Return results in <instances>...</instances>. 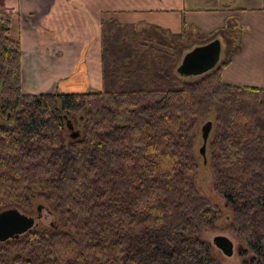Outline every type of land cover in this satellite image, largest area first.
<instances>
[{
	"label": "trees",
	"instance_id": "trees-1",
	"mask_svg": "<svg viewBox=\"0 0 264 264\" xmlns=\"http://www.w3.org/2000/svg\"><path fill=\"white\" fill-rule=\"evenodd\" d=\"M11 16L0 14V211L27 213L29 189L40 188L55 223L0 243V264H218L200 234L219 211L193 183L195 126L205 117L212 190L250 252L241 264H264V88L221 82L236 46L209 72L184 78L172 65L191 40L185 28L108 19L100 90L24 95Z\"/></svg>",
	"mask_w": 264,
	"mask_h": 264
},
{
	"label": "crops",
	"instance_id": "crops-1",
	"mask_svg": "<svg viewBox=\"0 0 264 264\" xmlns=\"http://www.w3.org/2000/svg\"><path fill=\"white\" fill-rule=\"evenodd\" d=\"M8 1L0 0V14L11 13L17 20L12 34L19 41V86L24 95L100 90V24L108 19L169 34L185 28L192 45L217 38L219 59L227 41L220 61L227 58L229 44L237 48L220 70L221 81L264 88V0ZM229 27L239 31L234 35H240L238 44L234 36L227 38ZM255 49L251 58L248 52Z\"/></svg>",
	"mask_w": 264,
	"mask_h": 264
},
{
	"label": "rangeland",
	"instance_id": "rangeland-1",
	"mask_svg": "<svg viewBox=\"0 0 264 264\" xmlns=\"http://www.w3.org/2000/svg\"><path fill=\"white\" fill-rule=\"evenodd\" d=\"M9 23H11L10 27H9V30H10L9 36L11 38H14L12 31L15 29V23H17V20L15 18H11ZM163 32L168 33L167 31H163ZM239 36L240 35L234 36L233 40H234L235 44H238ZM229 38H233V37H229ZM221 39L223 40L224 38L221 37ZM192 44L193 43L191 40L187 43L186 42L185 43H179V47H181V48L179 49L178 53H180V54H179L178 59L176 58L175 63H173V65H172L173 68L176 67V65L179 63V60L182 57L181 55H183V52H185V51L187 52L188 50L191 49ZM224 44H228L227 41H224L222 43L223 48L221 51V58L219 59V62H220V60H222V58L226 54ZM255 48H256V46H255ZM248 55L251 58H255L256 49L249 51ZM173 68H171L172 72H173ZM193 79H195V78H191V80H193ZM220 80H221V78H220ZM222 83L226 84L224 82H222ZM226 85H229V84H226ZM230 86H232V85H230ZM242 87H244V86H242ZM245 87H247V86H245ZM251 88H256V87H251ZM208 118L209 117L203 118L201 120V122L199 121L198 124L195 126L196 130H195V140H194V143H195L194 151L198 155V158H197V169H196V172L193 176V183H194V187H195L197 193L201 197L205 198L211 205L215 206L216 209L219 211V214L215 218V220L213 221L211 226H206L201 230L200 238H201V240L208 243V245L211 247L210 255L216 260V262L218 264H241L243 260L247 259L250 256V252H248L246 250V246H244V244L239 239H236L234 234L231 232L230 229L233 227L232 225L234 223L231 221V211L229 208H227L224 201L213 192V190H212L213 177H212L211 169L209 168V165L206 164V160H205V164L202 163L201 157L198 153V150H199L200 145H201L200 127L206 121H210V120H207ZM212 126H211V128H212ZM212 132H213V130L211 131V133H209L211 135H208V137L211 138ZM210 138H208V139H210ZM208 139H207V141H208ZM207 141H206V143H207ZM41 192L42 191L40 188H39V190H36L35 188L29 189L28 193H29V199H30V207H29L28 212L25 213V215L33 217L35 219L37 216L35 208L37 206L40 208L38 210L39 217H38V219H35V229L36 230L48 228L49 226H52L55 223L54 220L52 219L51 214L49 212H47L44 208H42L43 207L42 206L43 200L40 197ZM37 204H39V205H37ZM55 221H56V216H55ZM217 235L225 236L231 241L232 246H233V250H232V255L230 257L223 256L219 250H217L216 248H214L211 245V239ZM242 250L247 251V253H245L246 255L244 254V256H238V253L241 252Z\"/></svg>",
	"mask_w": 264,
	"mask_h": 264
},
{
	"label": "water",
	"instance_id": "water-1",
	"mask_svg": "<svg viewBox=\"0 0 264 264\" xmlns=\"http://www.w3.org/2000/svg\"><path fill=\"white\" fill-rule=\"evenodd\" d=\"M220 42L218 39H213L205 44L194 46L185 52L179 60L175 68V72L184 78L198 77L212 70L219 61ZM65 126L70 139L78 137V131L73 129L69 121H65ZM211 122L206 121L200 127L201 145L198 153L202 163L205 164V146L208 135L211 130ZM37 206L35 208L39 217ZM35 219L19 212L15 208H8L0 211V243L7 240L16 239L28 230L35 227ZM211 245L220 251L225 257L232 255L233 246L231 241L221 235L214 236L211 239Z\"/></svg>",
	"mask_w": 264,
	"mask_h": 264
},
{
	"label": "bare ground",
	"instance_id": "bare-ground-1",
	"mask_svg": "<svg viewBox=\"0 0 264 264\" xmlns=\"http://www.w3.org/2000/svg\"><path fill=\"white\" fill-rule=\"evenodd\" d=\"M37 205H39V204H37Z\"/></svg>",
	"mask_w": 264,
	"mask_h": 264
},
{
	"label": "flooded vegetation",
	"instance_id": "flooded-vegetation-1",
	"mask_svg": "<svg viewBox=\"0 0 264 264\" xmlns=\"http://www.w3.org/2000/svg\"><path fill=\"white\" fill-rule=\"evenodd\" d=\"M38 219V218H37Z\"/></svg>",
	"mask_w": 264,
	"mask_h": 264
}]
</instances>
